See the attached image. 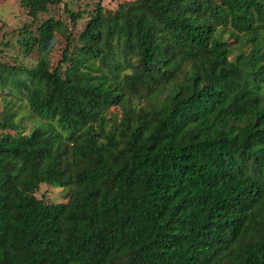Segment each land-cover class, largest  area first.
Segmentation results:
<instances>
[{
    "label": "trees",
    "instance_id": "16d2710c",
    "mask_svg": "<svg viewBox=\"0 0 264 264\" xmlns=\"http://www.w3.org/2000/svg\"><path fill=\"white\" fill-rule=\"evenodd\" d=\"M21 33L37 65L0 78L40 124L0 122V264H264V0L99 1L77 37Z\"/></svg>",
    "mask_w": 264,
    "mask_h": 264
},
{
    "label": "rangeland",
    "instance_id": "374dc122",
    "mask_svg": "<svg viewBox=\"0 0 264 264\" xmlns=\"http://www.w3.org/2000/svg\"><path fill=\"white\" fill-rule=\"evenodd\" d=\"M22 0H0V71L1 68L11 66H25L34 68L37 65L41 51L38 46L33 48L30 54H27L21 44L23 34L21 29L26 27L31 29L34 35H38L37 27L50 16L63 20L71 29L74 37H77L83 30L86 21L89 19L90 10H92L99 1H102L106 10L115 11L120 3L130 0H61L59 4H51L49 11L40 13L36 19H33L28 11L22 6ZM66 6L73 11H82L83 17L74 23ZM59 40H55L54 45L48 52L47 56L51 63L56 65L61 59L65 39L59 34ZM3 88L2 79L0 78V122L9 112L19 111L17 120L23 118L24 133L31 132L36 122L35 118H30L26 99L19 95H11ZM19 96V97H18ZM121 110L119 107H113L110 114L120 118ZM4 132H15L12 129H3L0 125V135ZM71 193L70 187H58L48 183H42L36 191V196L44 202H67Z\"/></svg>",
    "mask_w": 264,
    "mask_h": 264
}]
</instances>
